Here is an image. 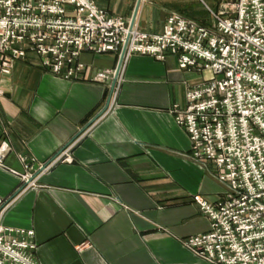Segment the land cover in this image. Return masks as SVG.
I'll return each instance as SVG.
<instances>
[{
	"label": "crops",
	"instance_id": "obj_1",
	"mask_svg": "<svg viewBox=\"0 0 264 264\" xmlns=\"http://www.w3.org/2000/svg\"><path fill=\"white\" fill-rule=\"evenodd\" d=\"M97 2L130 22L137 0ZM221 2L143 0L135 24L160 33L172 12L208 24L207 6ZM120 53L83 51L87 67L78 79L47 70L35 54L18 59L1 78L0 142L12 148L4 163L21 171V154L38 167L62 151L106 106ZM107 68L114 72L98 80ZM121 71L108 110L69 145L72 160L38 175V186L4 222L34 230L40 264H209L183 240L209 231L195 196L213 201L226 186L213 162L191 156L188 134L170 112L175 103L188 105L187 90L206 74L179 68L175 55L140 53ZM20 186L21 178L0 165V197Z\"/></svg>",
	"mask_w": 264,
	"mask_h": 264
},
{
	"label": "built area",
	"instance_id": "obj_2",
	"mask_svg": "<svg viewBox=\"0 0 264 264\" xmlns=\"http://www.w3.org/2000/svg\"><path fill=\"white\" fill-rule=\"evenodd\" d=\"M207 9L208 24L172 12L162 32L148 33L136 24L130 31L128 20L97 0H0V95L1 78L18 59L35 54L47 70L78 79L87 67L83 51L120 52L128 35L124 63L136 53L158 60L175 55L179 68L206 74L187 90L188 105L175 103L170 112L188 134L191 156L213 162L226 188L213 201L195 196L210 227L183 244L209 264H264V0H222L218 9ZM113 72L107 68L96 78ZM71 147L36 174L47 162L35 167V158L21 154L18 171L4 163L8 140L0 142V165L20 177L21 186L27 183L19 194L0 197V264H40L34 230L4 219L38 186V175L72 160Z\"/></svg>",
	"mask_w": 264,
	"mask_h": 264
},
{
	"label": "water",
	"instance_id": "obj_3",
	"mask_svg": "<svg viewBox=\"0 0 264 264\" xmlns=\"http://www.w3.org/2000/svg\"><path fill=\"white\" fill-rule=\"evenodd\" d=\"M142 1L143 0H137V2H136V4H135V7H134V14H133V16H132V18H131V20H130V22H129V29H130V31L131 30H133V28H134V26H135V23H136V20H137V17H138V11H139V8H140V6H141V3H142ZM128 39H129V35L127 36V38H126V40H125V43H124V45H123V47H122V49H121V53H120V55H119V57H120V59H119V62H118V65H117V67H116V73H115V77H114V79H113V83H112V89H111V93H110V95H109V97H108V102H107V104H106V106L100 111V112H98L94 117H93V119H91L84 127H82L80 130H79V134H77V136L75 137V138H73V140H71L68 144H66V146H65V148L62 150V151H60L59 153H57L55 156H53L50 160H48L47 161V163L41 168V169H39L37 172H36V174H38L40 171H42L45 167H47L51 162H52V160L53 159H55L57 156H59L62 152H64L65 151V149H67L68 147H69V145L71 144V143H73L77 138H79V136L81 135V134H83L84 132H85V130H87L90 126H92L93 124H94V122L95 121H97L100 117H101V115H103L107 110H108V108H109V106H110V104H111V96H112V93H113V90H114V88H115V84H116V82H117V80H118V78H119V76H120V74H121V68H122V65H123V63H124V60H125V53H126V49H127V46H128ZM36 174H35V176H36ZM27 183H23L22 184V186L16 191V193L15 194H13L14 196L15 195H17V194H19L20 193V191L22 190V188L26 185Z\"/></svg>",
	"mask_w": 264,
	"mask_h": 264
},
{
	"label": "rangeland",
	"instance_id": "obj_4",
	"mask_svg": "<svg viewBox=\"0 0 264 264\" xmlns=\"http://www.w3.org/2000/svg\"><path fill=\"white\" fill-rule=\"evenodd\" d=\"M211 7H213V6H211ZM213 9H214V8H213ZM208 18H209V19H212V17H211L210 15L207 16V19H208Z\"/></svg>",
	"mask_w": 264,
	"mask_h": 264
}]
</instances>
